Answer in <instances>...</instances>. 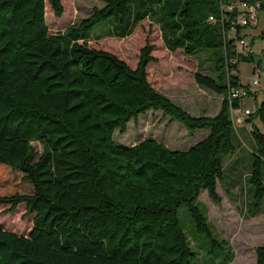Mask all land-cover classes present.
I'll return each instance as SVG.
<instances>
[{"label": "trees", "instance_id": "trees-1", "mask_svg": "<svg viewBox=\"0 0 264 264\" xmlns=\"http://www.w3.org/2000/svg\"><path fill=\"white\" fill-rule=\"evenodd\" d=\"M230 1L103 0L88 16L52 32L47 2L61 16L62 0H0V165L13 185L0 194V204L8 213L24 205L23 216L32 215L28 233L0 226V264H189L198 251L181 222L182 205L197 230L219 245L215 254L228 248L220 263L208 264L234 259L199 198L207 189L220 201L224 157L244 141L229 91L244 87L249 93L238 64L254 52L236 49L247 25L234 35L237 11L222 7ZM147 19L159 25L170 50L205 55L194 77L224 96L216 114H192L150 81L154 43L141 47L136 66L90 45L106 36L127 37ZM167 24L179 34L166 32ZM93 27L100 29L93 34ZM211 49L215 74L208 73ZM149 110H162L190 132H209L184 149L154 137L119 143L116 130L124 132ZM258 112L264 121V102L246 121ZM249 128L256 143L250 207L257 213L264 203V133L254 124ZM256 255L255 264H264V242Z\"/></svg>", "mask_w": 264, "mask_h": 264}, {"label": "rangeland", "instance_id": "rangeland-1", "mask_svg": "<svg viewBox=\"0 0 264 264\" xmlns=\"http://www.w3.org/2000/svg\"><path fill=\"white\" fill-rule=\"evenodd\" d=\"M64 12L61 16L54 14L49 2L50 14L47 22L52 32L64 29L72 22L80 21L88 16L94 6L103 4V0H62ZM163 9L159 12H161ZM156 14H153L155 18ZM165 24V23H164ZM176 27L164 25L166 32ZM99 28L93 27L91 33H96ZM264 7L258 11L257 24L247 25L242 29V35L247 41V48L253 51L252 60L239 61V74L241 82L248 86L250 91L242 99V109L258 110L264 102ZM229 34H232L229 31ZM154 43L155 48L152 60L148 67L150 81L162 92L167 94L172 100L181 104L192 114H216L222 105L223 95L211 89L199 86L195 80L194 73L201 66V58L189 56L183 50L169 51L163 42L161 29L158 24L144 20L139 24L134 32L127 37L106 36L100 40H92L90 45L109 49L118 56L127 60L132 66H136L139 60L140 49L146 41ZM241 53H244L243 46L240 45ZM244 51V52H243ZM210 55V68L208 73L215 74V60L213 53L215 50H208ZM226 56V53L224 52ZM206 63V62H205ZM202 69H207L206 64ZM260 68V72L256 71ZM228 70V66L225 65ZM255 79L260 80V84H254ZM246 119L238 123V128L244 138L241 139V147L234 154H227L224 157L225 172L222 182L218 183L217 191L220 201L214 200L203 189L200 194V203L205 204L209 219L212 221L217 233L221 237L228 239L232 250L235 253L234 259L229 264H255L256 248L264 242V203L262 209L252 212L253 187L250 182L249 172L254 158L253 149L256 143L253 137L245 128ZM250 125H256L264 133V121L257 113ZM249 127V126H248ZM209 132L208 128H200L190 132L181 122L172 121L170 116H165L162 110H149L141 114L138 119H131L124 132H115V138L119 143L130 145L144 138L154 137L165 142L173 149H184ZM248 133V134H247ZM38 150L42 149L40 141H33ZM15 186V185H14ZM13 189L7 168L0 165V194ZM7 206L0 204V226L17 231L28 233L32 227V215L23 216L25 206L15 213L5 212ZM181 222L191 237L198 255L189 264L220 263L222 258L228 253V248H221L219 254L215 252L219 245L213 242L205 231L196 228L187 207H180Z\"/></svg>", "mask_w": 264, "mask_h": 264}, {"label": "built area", "instance_id": "built-area-1", "mask_svg": "<svg viewBox=\"0 0 264 264\" xmlns=\"http://www.w3.org/2000/svg\"><path fill=\"white\" fill-rule=\"evenodd\" d=\"M223 9L229 11H237L236 20L233 26L234 35L237 34V28L239 25H252L257 24L258 20V11L261 8L260 0L249 1V0H231L228 4L222 6ZM236 49L240 51V45L243 46L244 53L249 52L250 50L247 48L248 43L245 40L244 36L242 38L236 39ZM241 52V51H240ZM256 71L259 73L260 68H256ZM254 84H260L259 79H255ZM248 94L247 88L244 87H232L229 91V99L231 104V113L235 123V126H238L237 122H243L246 117H248L251 113L255 111V109H242V99L244 96ZM239 100L240 105L235 106L234 101Z\"/></svg>", "mask_w": 264, "mask_h": 264}, {"label": "crops", "instance_id": "crops-1", "mask_svg": "<svg viewBox=\"0 0 264 264\" xmlns=\"http://www.w3.org/2000/svg\"><path fill=\"white\" fill-rule=\"evenodd\" d=\"M167 49H168L169 51H173V50H170L168 47H167ZM177 50H179V49H177ZM177 50H175V51H177ZM173 52H174V51H173ZM151 62H152V61H151ZM151 62H150V63H151ZM150 63H149V65H150ZM149 65H148V67H149ZM245 124H246V125H245L246 130L248 131V133H250V132H249V129H250V128L248 127V126H250L249 122H245Z\"/></svg>", "mask_w": 264, "mask_h": 264}]
</instances>
